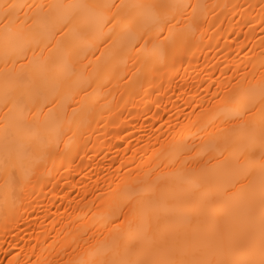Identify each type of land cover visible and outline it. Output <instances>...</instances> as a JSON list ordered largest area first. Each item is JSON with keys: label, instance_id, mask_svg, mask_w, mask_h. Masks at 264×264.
I'll return each mask as SVG.
<instances>
[{"label": "bare ground", "instance_id": "6f19581e", "mask_svg": "<svg viewBox=\"0 0 264 264\" xmlns=\"http://www.w3.org/2000/svg\"><path fill=\"white\" fill-rule=\"evenodd\" d=\"M262 189L264 0H0V264L259 261Z\"/></svg>", "mask_w": 264, "mask_h": 264}, {"label": "snow or ice", "instance_id": "6c2138e0", "mask_svg": "<svg viewBox=\"0 0 264 264\" xmlns=\"http://www.w3.org/2000/svg\"><path fill=\"white\" fill-rule=\"evenodd\" d=\"M13 8H15V5H8L5 9V16H8ZM262 195H264V189H262ZM243 264H264V238H262L261 259L259 261H255V260L245 261L243 262Z\"/></svg>", "mask_w": 264, "mask_h": 264}]
</instances>
